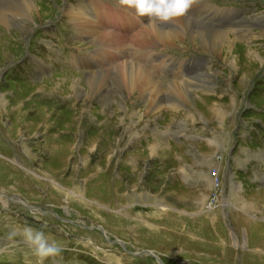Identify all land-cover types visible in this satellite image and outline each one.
I'll list each match as a JSON object with an SVG mask.
<instances>
[{
  "label": "rangeland",
  "instance_id": "obj_1",
  "mask_svg": "<svg viewBox=\"0 0 264 264\" xmlns=\"http://www.w3.org/2000/svg\"><path fill=\"white\" fill-rule=\"evenodd\" d=\"M34 2L29 19L0 27V222L12 219L9 233L44 231L62 247L57 264H264V30L231 26L264 17V0H200L191 18L224 28L237 68L224 62L221 46L207 53L188 38L136 55L162 87L159 110L138 93L124 92L119 104L114 72L135 62L132 47L124 58L64 13L94 15L105 4L125 19L93 29L121 40L145 30L138 32L137 16L115 0ZM205 5L224 22L202 12ZM235 12L242 19L226 23ZM250 49L261 65L251 64ZM107 73L112 99L87 101L86 78ZM172 83L190 96L169 99ZM4 236L0 264H35L22 236ZM106 237L156 258L129 255Z\"/></svg>",
  "mask_w": 264,
  "mask_h": 264
},
{
  "label": "bare ground",
  "instance_id": "obj_2",
  "mask_svg": "<svg viewBox=\"0 0 264 264\" xmlns=\"http://www.w3.org/2000/svg\"><path fill=\"white\" fill-rule=\"evenodd\" d=\"M201 1L204 2L206 0H201ZM115 2L118 4V6L130 12V15L136 16L134 10L126 9L122 7L121 5H119L118 0H115ZM202 2H199L196 6L193 7L188 18L181 19L173 24L160 25V26H148L147 20H144V18L135 17L139 19L138 21L136 20L135 25L136 26L140 25L139 27L142 26V29L139 30L138 32L142 31L143 29L145 30L139 34H135L133 38H128L124 40H121L119 37H117L116 34L112 33L111 31L110 32L105 31L103 34L101 30L93 29L95 22H106L108 24V27L111 28L113 26L111 25V21H113L114 19L117 20L118 23L120 22L122 23V21H124L125 19V16L121 17L119 15H118L119 17L114 18V15L110 13V11L106 8L105 4H98L96 6L93 5L94 7H93L92 12L94 13V15H90L86 13L84 10L82 11L79 8L78 10L70 9V11H68L69 10L68 9L64 14L67 15V13H69L70 15L68 14V16L71 18V20L73 21L75 25H78V23L83 24L82 26H85V28L88 29V30L87 29L85 30L89 31L90 34H93V35L89 34L90 37L92 38L95 37L94 39H103V42H105V40H108V43H110L111 45L103 43L104 46L109 47V48H115V50H117L119 53H122V57L124 58H125L124 50L126 48H129L128 46L132 47L129 53H131V51H134V54L132 57L135 60L136 55L140 53H143L146 55L144 56V58L147 56H151V54H148L150 52H146L147 51L146 48L150 44H153L154 42L161 43L165 47H167V46H174L175 44L181 42V40L188 38L190 39V42L192 44H195V47L197 46L199 49L203 50V52H207V53L215 54L216 52H218V49H219L218 46H221L222 49L220 53H222L223 55L224 62L227 63L229 66L232 65L233 67L237 68V64L234 62V60L232 61L233 53L235 52V51L232 52L231 50L232 41L230 37L227 34H225V32L222 30L224 28L220 27V24H218L219 27L218 26L215 27L213 25L205 24L204 22H196L191 19V18H194L193 16L194 14L200 13L201 11L200 9L203 7V4H204ZM36 6L37 5L34 2V0H0V27L1 29H9L14 24L13 21L17 20L18 18L20 19V17L29 19L28 17H31L32 13L34 11H37L38 8H36ZM202 12L212 13L215 16V19L217 21H223L221 19L222 17L221 14L216 16V13L219 11L217 10L213 11L211 9V6L209 5H205L204 11ZM228 15H229V18L227 19L226 23H229L231 21L236 22L238 19H242L240 16H238L237 12H235L234 14H228ZM88 18L91 19V22L88 21ZM99 18H101L102 20H100ZM250 20L251 22L249 21L250 22L249 23L248 21L242 19L240 22L237 21L238 23L236 22L235 24H232L231 26L234 29H241V30L246 29V32L247 33L249 32V34L252 33L251 31L253 28L264 30V17H262V15L261 16L257 15L256 19H250ZM131 22L134 28L135 25L133 21ZM226 50L228 52H226ZM251 50L252 49H250V51H247L249 54V58L254 59V61L251 62V64L257 63L261 65L263 58L258 53H254V52L250 53ZM152 58L155 59V56H153ZM88 61H89V58H88ZM156 61H158V59ZM99 67H101L100 64H99ZM109 74L110 73H107L106 75H102V76L92 75L86 78L87 79L86 81L88 83V89H89L87 101L92 102L95 100V98H98V99L102 98L104 101H107L108 103L112 99L113 91L110 89V86L108 85L109 76H110ZM114 74H115V77H114L113 85L114 86L116 85L119 91L121 92V95H120L121 103L118 102L120 105L123 106L124 101L126 99V95L124 97L122 96L124 92L130 95V97L131 96L134 97V93L140 94L139 96L141 98L147 99V102H146L147 105L152 104L153 109L155 108L159 110L160 108H162L163 104H165L166 97L160 90L162 88V87L160 88L161 85H159V83L155 80V78L151 75V73L148 72L146 69L142 68L139 65V63L136 62V60L135 62L126 61L122 63L120 66H117ZM248 77L249 75L244 76L245 81L248 79ZM184 85L172 83L171 88H170L171 96L169 97V99L170 98H175V99L185 98V96L187 98V96H190L189 88L185 87ZM112 103L117 104V102H112ZM132 106H135L134 103L132 104ZM210 184L213 185V181H211ZM29 208L34 209V207H31V206H29ZM103 234L105 235V231ZM154 257L156 258L155 254H154Z\"/></svg>",
  "mask_w": 264,
  "mask_h": 264
},
{
  "label": "clouds",
  "instance_id": "obj_3",
  "mask_svg": "<svg viewBox=\"0 0 264 264\" xmlns=\"http://www.w3.org/2000/svg\"><path fill=\"white\" fill-rule=\"evenodd\" d=\"M119 5L135 11V15L147 20L148 26L173 24L187 18L199 0H118ZM146 18V19H145ZM20 235L35 257V264H57L56 258L62 252L61 245L44 231L32 226L13 229L8 236Z\"/></svg>",
  "mask_w": 264,
  "mask_h": 264
},
{
  "label": "crops",
  "instance_id": "obj_4",
  "mask_svg": "<svg viewBox=\"0 0 264 264\" xmlns=\"http://www.w3.org/2000/svg\"><path fill=\"white\" fill-rule=\"evenodd\" d=\"M10 220H12V219H9V222H13V221H10ZM9 222L7 220L0 222V231H2V232H0V246L4 243V240H7V238H5V236H4V238H1V234L2 235L3 234L9 235V231L11 230V228H9V224H8Z\"/></svg>",
  "mask_w": 264,
  "mask_h": 264
},
{
  "label": "water",
  "instance_id": "obj_5",
  "mask_svg": "<svg viewBox=\"0 0 264 264\" xmlns=\"http://www.w3.org/2000/svg\"><path fill=\"white\" fill-rule=\"evenodd\" d=\"M98 229H102V227H97ZM104 232V231H103ZM124 247V249L126 250V246H125V243H123L122 241H117L115 243H119ZM127 251V250H126ZM129 254L131 255H134V256H138V255H150V256H154L153 252L152 251H149V250H145L143 252H138V253H134V252H130V251H127Z\"/></svg>",
  "mask_w": 264,
  "mask_h": 264
},
{
  "label": "flooded vegetation",
  "instance_id": "obj_6",
  "mask_svg": "<svg viewBox=\"0 0 264 264\" xmlns=\"http://www.w3.org/2000/svg\"><path fill=\"white\" fill-rule=\"evenodd\" d=\"M1 197H3V196L0 194V201H3V200H4V198H1Z\"/></svg>",
  "mask_w": 264,
  "mask_h": 264
}]
</instances>
